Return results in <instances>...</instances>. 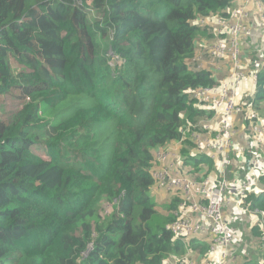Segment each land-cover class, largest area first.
<instances>
[{
    "label": "trees",
    "instance_id": "1",
    "mask_svg": "<svg viewBox=\"0 0 264 264\" xmlns=\"http://www.w3.org/2000/svg\"><path fill=\"white\" fill-rule=\"evenodd\" d=\"M235 6V0H91L82 6L0 0V93L22 101L0 118V264H162L189 253L195 264H209L210 234H171L167 226L183 198L164 192L160 209L150 170L154 151L189 140L181 133L187 125L211 134L204 129L210 111L191 91L217 88L220 76L191 60L207 58L205 48L227 41L211 25L230 19ZM109 51L119 58L113 65ZM252 63L246 70L257 79L242 93L246 99L254 93L248 125L251 111L264 121V70L256 58ZM250 132L247 149L264 165V145ZM189 143L194 148L176 158L184 154L180 163L189 177L218 183L220 163ZM38 146L46 158L35 152ZM241 147L242 160L231 155L239 171L249 157ZM259 177L260 187L241 198L242 207L256 212L230 264L264 258V173ZM223 206L230 227L232 209ZM249 246L255 255L245 251Z\"/></svg>",
    "mask_w": 264,
    "mask_h": 264
},
{
    "label": "built area",
    "instance_id": "2",
    "mask_svg": "<svg viewBox=\"0 0 264 264\" xmlns=\"http://www.w3.org/2000/svg\"><path fill=\"white\" fill-rule=\"evenodd\" d=\"M235 1L236 6L230 19L220 18L214 24L217 34H227V41L217 40L205 48L207 49L206 53L215 59L228 56L230 72L227 79H224L222 90L219 94H214L218 91L216 88L200 87L192 91L193 98L199 97L214 106L216 110L223 111L220 114L221 123L219 135L216 136L217 143H214L209 134L194 133L193 130H190V128H196V125L188 126L182 130V133L190 130V140L196 146L197 153L207 154L210 158L218 160L222 167V172H225L234 164L229 156V151L232 150L236 155L242 153L241 148H236L233 144L236 129L232 124L233 112L236 108L238 109L237 102L235 104V97L241 86V81L249 79L253 84L257 79L256 72L252 73L251 71L247 76L246 71L248 70L243 67L241 62L239 45L242 38H240V35H248L251 32V29H248L247 26L241 28L243 19L249 17L247 18V23L256 20L261 26L258 31L260 43L264 42V14L262 13L261 2L259 0ZM86 2H91V0H75L78 6L85 5ZM87 9H90V6ZM90 10L92 11V9ZM262 45L263 55L259 62V69L264 70V44ZM213 66L215 65L213 64ZM215 70L219 73L216 66ZM249 114L250 119L254 120L251 124V131L255 140L259 145H264V121L260 120L255 112L251 111ZM204 129L208 130L210 127L205 125ZM161 149L165 152H162ZM171 156H176L174 147L166 146L157 149L154 152V159L160 165L157 169H151L155 184L168 190H182V194L180 193L183 198L180 203L182 216H176L177 218L168 224L169 231L175 238L195 236L202 232H208L210 234V250L213 253H218V257L213 258L209 264H230L236 259L232 255V250L237 242L236 236L230 230L228 215L224 212L223 205L233 202L234 198H237L238 202L241 201L245 191L252 187L249 182L250 178H244L239 184L231 186V184H227L226 179H221V176L217 184H213L209 178L197 182L188 176H174L170 173L172 164L169 162ZM249 161L250 159H248V163ZM252 164L256 167L261 166L256 159L252 160ZM175 172L178 173V171ZM239 209L246 211V208L242 206H239ZM262 247L264 248V245ZM162 264H171V260L166 259Z\"/></svg>",
    "mask_w": 264,
    "mask_h": 264
},
{
    "label": "rangeland",
    "instance_id": "3",
    "mask_svg": "<svg viewBox=\"0 0 264 264\" xmlns=\"http://www.w3.org/2000/svg\"><path fill=\"white\" fill-rule=\"evenodd\" d=\"M241 4H243V3H241ZM247 18H249V17H247ZM247 18L242 20L243 23L241 24V28H244L245 26H247L248 29L249 28L251 29V23H247ZM254 21H256V20H254ZM209 25L210 24H208V26ZM211 26H214V25L212 24ZM209 31H212V27H211V30H209ZM240 38H242L244 41L247 42V44H244V45H245L246 48H249L248 51H247V54L245 55V57L247 59L243 60V58L241 57V62L243 63V67L245 69L251 70L250 65H253L252 60H255V58H256L257 59V63L259 65V62L262 59V55L263 54H260L258 57L254 56L255 55L254 53H259V50L262 49V46H261L260 49H258V47H257L258 46L257 43H258V41L260 42V40L257 39V43H256V42L253 41L254 39H250V36L246 35V34H241ZM199 41H200V39H199ZM220 41H225V40L220 39ZM262 44H264V42ZM198 47H199V45L197 44L195 52L198 51ZM243 49L244 48L242 47V44L240 43V48H239L240 54H242V50ZM205 51H207V49ZM117 58L118 57L116 55L110 54V56H109L110 63L113 65V63L116 62ZM208 59H210V60H208ZM209 61H211L216 66L217 70L219 71L218 75H222V74L226 75L224 77V79L226 80L227 77H228V74L230 72L229 65L228 66L226 65V64H228V56H224L221 59L220 58L219 59H215L211 55H209V57L206 58L204 56H198V54H195V56L191 60V63L193 64V66H196V64H197L196 68L210 67L211 63ZM249 70L246 71L247 72V76L251 73V71H249ZM224 79L222 80L220 78V80H219V82L217 84V88H216V90H218V91L216 93H214V94H219L221 92L222 86H223L222 84L225 81ZM250 85H251V81L249 79L242 80L241 81V86L238 89L237 95L235 97V104L237 102V106H238V109L236 108L234 110V112H233V115H232V124H233V126L236 125L234 127L236 129L235 130L236 136L234 138L235 142L238 140V138H244V141H251V138L253 140V136H252V134L250 132V130L252 128L251 127V122L248 125V121H247V124H246L244 122V118H245V116L248 113L250 108L254 109V106L252 105V100H253V97H254V93L251 96H248V99L244 98L243 95H242L244 88L245 87H249ZM241 89H242V92L239 93V90H241ZM192 91H194V90H192ZM197 99H198L199 102L203 101L199 97ZM21 103H22L21 99H17V97L14 94H12L11 92L0 93V118H3L5 115H8L11 112L16 111L17 109H19L21 107ZM235 104H234V108H235ZM202 108H206V109H208L210 111V114H211L210 115V119H211V121L207 122L206 124H208L210 126V128L212 129L211 134H210L211 139L214 141V143H217L216 136L219 135V129H220V123H221L220 114L223 113V111L222 110H218V109L216 110L215 107L212 106L210 103H205V102H204V105H203ZM244 109L246 111H242ZM252 112H254V111H252ZM249 135H250V137H249ZM184 136L189 138V136L187 134H185ZM188 141L190 142L191 140H188ZM188 141L187 140H182V142L180 141L181 144L179 146H178V144L180 142L177 144L176 147H174L176 156L175 157L171 156L170 157V162H169L170 164H172L171 165V169H170V173L173 174L174 176H178V177L188 176L189 177V175L187 174L188 166L181 164L182 163L181 160H182L184 154L181 155L178 159H176L178 154H179V152L181 150L188 149L189 147L192 146ZM244 141H240V142L235 143L236 148L241 147V145H243ZM161 151L165 152L163 149H161ZM252 151H254L253 148L247 149V150L244 151V154L246 156H249V157H245L244 158L243 163L241 165V167L243 169L242 171H239L240 170L239 167L237 165L235 167V164H232L225 172H222V170L219 168L220 169L219 171H220L221 179H226L227 184H231V186H232L233 184H239L242 181L243 177L250 176V181L249 182L251 183L252 187H249L248 189H250V188H252V189L253 188H259L260 187V180H259L260 177H259V175L264 173V165L256 167L255 165L252 164V160L255 159L253 157L254 153ZM35 152L39 156H41L43 158L47 157L46 154L44 153L43 146L35 147ZM232 152H233L232 150L229 151V156L230 157H231V155L234 156V153H232ZM237 156L240 157V160L243 159V153H241L239 155H236V157ZM210 159H212V158H210ZM248 159H250L249 163H247ZM212 160H215V159H212ZM232 161H233V159H232ZM159 165H160V163L158 161H155V159H154V164H153V167L151 169H157L159 167ZM175 171H178V173H176ZM246 171H248V172L246 173ZM150 174H151V170H150ZM220 176L217 178L218 182L220 181ZM151 177H152V175H151ZM189 178H191V177H189ZM205 178H209L213 184H217V182L214 183L210 177H205ZM205 178H203L201 180H195L193 178H191V179L199 182V181L204 180ZM154 185L155 186L152 189L151 193L155 195V200L159 203V205H157V206L160 209L163 208V205L165 206V201H162L163 198H164V195H165L164 192H173V193H176L178 196H181V194H182V190H178V191H173L171 189L168 190L165 187H162V186H159L158 184H155V181H154ZM228 208H231L232 211H234L236 213V216H234L232 218V223H231V226H230V230L232 232L236 231V237H235L236 238V242L240 246L241 243L245 244V241H246V238L241 237L240 233L241 232H243V233L247 232V234L248 233L250 234V225H251V227H253L252 219H253V216H255L254 215L255 213L251 212L249 210H246V211H242L241 210V211H239L236 208V204L235 203L231 204V205H228ZM105 209H106L105 213H108L111 210L109 205H107V207L105 206ZM240 212L244 213V214L241 215ZM177 216H182V215L179 212V215H177ZM234 236H235V234H234ZM239 236L241 237L240 239H239ZM249 241H250V239L248 238V243H249ZM253 242L254 241H252L251 243H253ZM245 251L250 256H253V255H255L257 253V249L254 246L246 247ZM212 256H213V258H217L218 257V253L215 252V253L212 254ZM193 257L194 256L191 253H189V259L185 255L184 256L178 255V258H176L174 260H172V259H170V260H171V264H180L183 260H185V264H195L193 262V259H192ZM257 261L259 262V264H264V258L259 259Z\"/></svg>",
    "mask_w": 264,
    "mask_h": 264
},
{
    "label": "clouds",
    "instance_id": "4",
    "mask_svg": "<svg viewBox=\"0 0 264 264\" xmlns=\"http://www.w3.org/2000/svg\"><path fill=\"white\" fill-rule=\"evenodd\" d=\"M254 21V20H253ZM252 21V22H253ZM251 22V23H252ZM254 22H256V21H254ZM257 27H259V29H260V25L257 23ZM259 31V30H258ZM257 31V32H258ZM253 33V31H252V29H251V32H250V34H248L249 36H250V39H251V34ZM260 40V39H259ZM242 41H243V39L241 40V44H242ZM261 44V43H260ZM261 46H262V48H263V45L261 44ZM239 48H240V45H239ZM110 52V54H113L111 51H109ZM206 52V51H205ZM261 53H262V51H261ZM114 55V54H113ZM206 55H207V58L209 57V55L206 53ZM259 56V55H258ZM117 60H119V58H117ZM208 60H210V59H208ZM211 64V66L214 68V71H215V74L217 75V77L218 76H220L219 77V80H220V78L223 80L224 79V77L226 76V75H218V72L215 70V66H213V63L211 62V61H209ZM228 65H229V63H228ZM226 73V72H225ZM222 76H223V78H222ZM191 96H192V92H191ZM188 126H191V125H187L186 127H188ZM185 129V128H184ZM191 129V128H190ZM183 130V129H182ZM182 130H181V133H182ZM183 135L184 134H187L188 136H189V140H190V130L189 131H187V132H184V133H182ZM179 142H177V144H178ZM177 144L176 143H174V144H172V145H167V146H172V147H176L177 146ZM164 147H166V146H164ZM160 148H163V147H160ZM159 148V149H160ZM155 152V151H154ZM154 152H153V158H154ZM199 154V153H198ZM199 155H203V154H199ZM239 157H237V159H238ZM239 160V159H238ZM246 160V159H245ZM247 163H248V160H247ZM262 166V165H261ZM221 170H222V167H221ZM238 199L236 198H234V200H233V202H231V203H229V204H227V205H231V204H236V208L239 210V211H241L240 209H239V206H241V202L242 201H239L238 203Z\"/></svg>",
    "mask_w": 264,
    "mask_h": 264
},
{
    "label": "crops",
    "instance_id": "5",
    "mask_svg": "<svg viewBox=\"0 0 264 264\" xmlns=\"http://www.w3.org/2000/svg\"><path fill=\"white\" fill-rule=\"evenodd\" d=\"M251 29H252V31L253 32H255V31H258L259 30V27H257V22H252L251 23ZM254 34H256V33H254ZM256 40H257V37H256ZM227 66H228V64H226ZM240 141H244V138H241V140ZM243 145H244V147H245V150H247V145H246V141H244L243 142ZM237 157H239V156H237ZM239 160H240V157L238 158ZM232 218L234 217V216H236V213L234 212V211H232Z\"/></svg>",
    "mask_w": 264,
    "mask_h": 264
},
{
    "label": "flooded vegetation",
    "instance_id": "6",
    "mask_svg": "<svg viewBox=\"0 0 264 264\" xmlns=\"http://www.w3.org/2000/svg\"><path fill=\"white\" fill-rule=\"evenodd\" d=\"M254 33H257V34H254ZM256 37H257V39L259 40V33H258L257 31H255V32H253V33L251 34V39H254L253 41L257 43ZM257 45H258V46H257L258 49H260V48H261V44H260L259 41H258ZM261 51H262V49L259 50V53H261Z\"/></svg>",
    "mask_w": 264,
    "mask_h": 264
}]
</instances>
